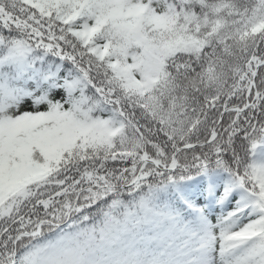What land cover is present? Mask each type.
Returning <instances> with one entry per match:
<instances>
[{
  "label": "snow or ice",
  "instance_id": "obj_1",
  "mask_svg": "<svg viewBox=\"0 0 264 264\" xmlns=\"http://www.w3.org/2000/svg\"><path fill=\"white\" fill-rule=\"evenodd\" d=\"M0 264H264V0H0Z\"/></svg>",
  "mask_w": 264,
  "mask_h": 264
},
{
  "label": "trees",
  "instance_id": "obj_2",
  "mask_svg": "<svg viewBox=\"0 0 264 264\" xmlns=\"http://www.w3.org/2000/svg\"><path fill=\"white\" fill-rule=\"evenodd\" d=\"M215 219V217H213V220Z\"/></svg>",
  "mask_w": 264,
  "mask_h": 264
}]
</instances>
